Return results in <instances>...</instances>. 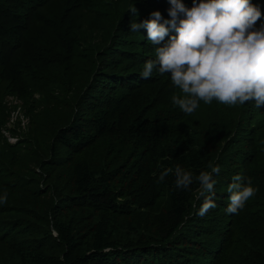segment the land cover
Returning a JSON list of instances; mask_svg holds the SVG:
<instances>
[{"label": "trees", "instance_id": "1", "mask_svg": "<svg viewBox=\"0 0 264 264\" xmlns=\"http://www.w3.org/2000/svg\"><path fill=\"white\" fill-rule=\"evenodd\" d=\"M170 7L0 0V264H264V106L201 101L187 115L170 74L157 65L142 77L175 32L156 46L130 25L155 11L171 19ZM12 97L30 119L15 145L2 133ZM210 163L214 193L159 180ZM237 174L258 191L229 214ZM208 195L217 206L201 217Z\"/></svg>", "mask_w": 264, "mask_h": 264}, {"label": "clouds", "instance_id": "2", "mask_svg": "<svg viewBox=\"0 0 264 264\" xmlns=\"http://www.w3.org/2000/svg\"><path fill=\"white\" fill-rule=\"evenodd\" d=\"M168 2L171 19L165 20L160 11H155L150 19L130 25L133 32L146 29L147 39L156 46L170 30L175 32L167 43L156 47V60L145 63L142 77L149 78L157 65L161 75L170 74L172 85L183 94H174L172 102L187 115H192L201 101L211 104L215 100L230 107L248 102H254L257 108L264 106V25L256 26L264 16L260 8L252 0H193L191 8L182 0ZM208 168L210 171L194 177L176 165L174 169L165 168L159 180L163 182L172 174L177 189H187L195 180L204 196L214 193L213 174L220 172L211 163ZM242 181L237 174L227 188L229 214L242 210L258 191L251 179ZM6 201L7 194L0 198V203ZM216 206L213 195H208L197 214L203 217Z\"/></svg>", "mask_w": 264, "mask_h": 264}, {"label": "rangeland", "instance_id": "3", "mask_svg": "<svg viewBox=\"0 0 264 264\" xmlns=\"http://www.w3.org/2000/svg\"><path fill=\"white\" fill-rule=\"evenodd\" d=\"M9 105L13 106L12 110L14 113L11 115L2 133L8 143L15 145L23 138L21 137V133H25L28 130L30 119L25 114L22 102L17 97L9 98Z\"/></svg>", "mask_w": 264, "mask_h": 264}]
</instances>
